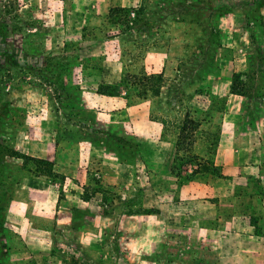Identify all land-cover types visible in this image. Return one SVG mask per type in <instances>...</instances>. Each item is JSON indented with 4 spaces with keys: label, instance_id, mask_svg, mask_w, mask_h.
Masks as SVG:
<instances>
[{
    "label": "rangeland",
    "instance_id": "obj_1",
    "mask_svg": "<svg viewBox=\"0 0 264 264\" xmlns=\"http://www.w3.org/2000/svg\"><path fill=\"white\" fill-rule=\"evenodd\" d=\"M106 58L132 70L121 84L135 100L149 101L150 117L174 146L154 173L161 192L170 177L230 180L212 159L192 152L205 144L212 157L226 118L240 131L264 117V0H0V264H126L121 254L82 249L88 235L64 236L56 210L66 207L79 231L110 205L124 202L123 211H137L140 190L109 189L95 172L78 187L56 173L54 161L21 151L27 146L40 154L47 145L51 155L70 133L79 139L88 133L91 143L108 137V148L136 159L124 118L93 124L69 118L80 92L65 77L81 63L97 72ZM233 85L246 96L233 94ZM245 180L257 189L251 176ZM25 184L37 191L28 197L43 199L48 216L42 243L33 238L38 246L26 245L6 208Z\"/></svg>",
    "mask_w": 264,
    "mask_h": 264
},
{
    "label": "crops",
    "instance_id": "obj_2",
    "mask_svg": "<svg viewBox=\"0 0 264 264\" xmlns=\"http://www.w3.org/2000/svg\"><path fill=\"white\" fill-rule=\"evenodd\" d=\"M91 57L95 60L97 54ZM111 59L102 61L97 72L85 69L81 63L65 77L80 92L69 118L89 124H93L92 119L118 123L120 117L124 118L136 141V159L122 155L113 146L108 148V137L101 136L99 143H91L88 133L85 139L70 133L51 155L47 145L42 146L40 154L27 146L21 151L54 161L56 173L77 182L78 187L87 183L92 172L102 178L107 188L122 194L125 189L137 187V211H123L124 202L110 205L108 212L90 215L88 225L74 231L70 226L72 214L66 207H59L56 221L63 226V235H88L82 249L121 254L127 257L126 264H264V117L240 131L236 121L226 118L217 152L209 157L205 144H197L192 152L206 161L212 159L230 180L198 175L178 182L177 177H170L165 182L166 191L161 192L154 173L166 165L165 153L174 146L165 141L162 123L150 117L149 101L135 100L121 84L124 73L132 70L112 66ZM131 62L130 66H134ZM102 86L116 88L114 94H100ZM60 114L65 118L63 110ZM200 140L203 142L204 137ZM246 176L256 182V190L246 182ZM34 192L37 191L23 185L18 191L21 196L12 202V207H6L13 223L20 224L16 233L28 246H38L33 238H40L42 243L48 233L47 212L41 208L43 199L30 198ZM2 240L4 246H9Z\"/></svg>",
    "mask_w": 264,
    "mask_h": 264
},
{
    "label": "trees",
    "instance_id": "obj_3",
    "mask_svg": "<svg viewBox=\"0 0 264 264\" xmlns=\"http://www.w3.org/2000/svg\"><path fill=\"white\" fill-rule=\"evenodd\" d=\"M237 77L239 78L238 75H237ZM108 89L109 90H107L105 87L102 86V87L99 88V93L100 94H105V95L106 94L107 95H112V94H114L116 88L110 87ZM232 93L235 94V95H240L242 97H245L246 96V93H245L244 89L242 87L241 88L240 87H237L236 85H233V87H232Z\"/></svg>",
    "mask_w": 264,
    "mask_h": 264
}]
</instances>
